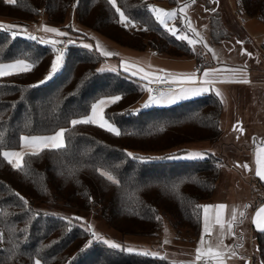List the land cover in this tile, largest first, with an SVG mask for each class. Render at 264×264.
Wrapping results in <instances>:
<instances>
[{
  "label": "trees",
  "instance_id": "16d2710c",
  "mask_svg": "<svg viewBox=\"0 0 264 264\" xmlns=\"http://www.w3.org/2000/svg\"><path fill=\"white\" fill-rule=\"evenodd\" d=\"M116 2L115 7L131 20L127 27L109 0H15L11 4L0 0V16L20 24L37 23L45 16L47 23L81 39L75 20L126 48L197 56L186 41L159 23L149 10V0ZM238 6L264 21V0H238ZM219 30V25H213L215 41H221ZM55 52L50 44L19 35L13 38L9 29L0 27V62L36 61L29 72L0 77V152L19 148L24 135L66 130L62 147L26 154L20 168L0 156V264H34L36 259L42 264H172L163 256L110 248L98 240L81 251L93 239L91 232L77 218L48 211L43 205L52 195L78 211L94 208L121 237H157L163 217L170 216L176 228L190 229L198 238L203 222L200 206L215 194L223 171L218 158L145 157L187 143L217 140L222 132V99L210 91L176 104L134 110L132 105L144 92L140 79L123 70L97 72L105 57L95 46L86 48L78 42L64 50L62 69L50 81L36 84ZM195 59L201 66L212 65L200 56ZM115 95L122 99L105 112L118 125L119 136L98 124L70 123L89 115L99 99ZM260 186L264 191V181ZM261 203L264 196L254 209ZM253 234L258 261L264 264V232L255 229Z\"/></svg>",
  "mask_w": 264,
  "mask_h": 264
},
{
  "label": "rangeland",
  "instance_id": "374dc122",
  "mask_svg": "<svg viewBox=\"0 0 264 264\" xmlns=\"http://www.w3.org/2000/svg\"><path fill=\"white\" fill-rule=\"evenodd\" d=\"M149 2L151 6H157L168 11L179 9L185 4L188 5L185 12L188 20L191 21L192 26L196 29L195 33L188 30L186 27L187 20L184 15L179 13H177L175 18L169 19L167 23L170 28L174 27L180 30L178 34L183 32L198 41L195 45L190 46L197 56L205 58L206 61L212 64L206 65L204 68L219 64V66H223V69H219L221 72H217L220 77H225L226 72L223 71L230 69L229 76L235 81L250 79L264 82V51L262 48L264 43V21L242 12L238 6V0H196L195 3H191V0H177L173 3L168 0H149ZM0 24H3L4 28L7 29H9V25H17L26 29L25 32H19L17 34L19 36L27 38L34 36L36 39L50 45L52 44L46 41H57L55 45L56 52L52 57V61L57 55V45L64 41L67 42V45L71 41V43L78 42L82 45L88 44L91 47H96V41L92 35L93 31L81 26L75 20H73V26L81 31L82 35H79L81 39L76 38L65 28L47 23L45 16L40 22L29 24H20L13 18L0 16ZM44 25L54 27L60 32L67 33V35L61 36L57 33L43 31ZM213 25L221 27L218 34L221 41L213 39ZM201 38L202 42H200ZM238 41L243 43H237ZM112 42L116 45L118 44L115 41ZM123 48L132 51V53L137 51L126 47ZM152 53L159 54L153 50ZM248 53H251V55H248ZM116 54L110 57L104 56L105 59L100 63L99 68L118 70L119 59L125 56V53L117 52ZM166 56L175 58L169 55ZM197 56L184 57V59H195ZM177 58L183 59L182 57ZM134 61H137L138 64L146 65L144 60ZM49 70L50 66L46 73L36 81V84H39V81L45 78ZM212 92L216 94L219 92L224 104L220 121L222 132L217 140L187 143L167 152L148 153L145 157L148 160H185L193 159L187 158L191 153H202L201 158L194 159H207L211 155L218 158V163L222 166L223 171L218 179L215 194L204 205L207 203L226 205L221 215L224 228L221 229L220 225L215 223V210H213L214 212L209 215L211 231L204 237L203 244L200 243L201 239H198L190 229L176 228L173 224V218L170 216L163 217V225L157 237H121L109 223L101 216L96 215L94 208L89 211H78L65 206L62 201H55L52 195L49 197V201L43 205V208L59 213L62 216L77 218L91 234L94 231L105 239L119 244L120 248H131L136 252L163 256L168 258L172 264H206V262L208 264H217L216 260L212 259L210 255H206L200 261H197V247H201L203 252H207L209 248L213 252H220L223 264H246L253 257H255L256 264H260L257 258L256 241L253 234V228L256 230L257 228L253 223L254 217L252 218V216L254 205L264 196V191L260 186V181H264V179H261L256 174L257 170L264 173V151H262L264 149L259 150L264 147V84L218 86L214 87ZM162 93L171 95L179 93V91L177 89L175 92L164 91ZM150 95L147 88L141 98L132 105V108L134 110L143 109V105L148 101ZM193 97H187L172 104ZM172 104L153 105L168 106ZM104 116L119 129L115 120L106 115L105 109ZM234 125L236 130H234ZM25 136L37 137L38 135ZM62 144H65L64 138ZM43 147L45 146H39V151ZM47 147H51V145L49 144ZM10 150L15 151V149H6L5 151ZM30 152L32 151H25L24 153ZM243 165H247V168L243 167ZM233 211L237 214V221L231 225L232 231L229 232V221H231ZM240 212H244L245 215L240 217ZM233 253L235 254L233 255ZM238 257L246 258L239 260ZM253 263L252 261L251 264Z\"/></svg>",
  "mask_w": 264,
  "mask_h": 264
},
{
  "label": "snow or ice",
  "instance_id": "6c2138e0",
  "mask_svg": "<svg viewBox=\"0 0 264 264\" xmlns=\"http://www.w3.org/2000/svg\"><path fill=\"white\" fill-rule=\"evenodd\" d=\"M8 3H14L15 0H7ZM109 2L115 7L116 6V0H109ZM196 0H191V3H195ZM188 7L187 4H185L183 7L179 9H173L171 11L165 10L163 8L157 7V6H149V10L153 12L155 15V18L159 21L161 25L165 27V29L173 36H175L177 39L186 41L189 45H195L198 41L190 38L188 35L184 34L183 32H178L180 30L175 29L174 27L170 28L168 26L167 21L169 19H173L177 16V13L184 15L185 19L187 20L186 27L190 32L195 33L196 29L192 26L191 21L188 20L186 16L185 9ZM116 12L119 13L120 18H121V23H123L126 27L131 23V20L128 16L125 15L123 11L119 7H115ZM0 27H4L3 24H0ZM8 28L11 30V35L13 38L19 33V32H25L26 29L21 28L20 26L17 25H9ZM43 30L46 32H52V33H57L58 35L64 36L67 35V33L60 32L58 29L54 27H48V26H43ZM197 35H199L197 33ZM31 39H36L34 36H30ZM48 43H51L53 47L55 48V45L57 41H46ZM202 42V38L201 41ZM71 43V41H69ZM237 43H243L242 41H238ZM84 47L88 48L91 47V45L85 44ZM96 50L101 51V54L105 57H110L113 55H117L116 53H113L108 50L102 49L101 45L99 43L96 44ZM211 51V49H210ZM248 55H251V53H248ZM63 62H64V51L62 49L57 50V55L53 59L51 65H50V70L45 76V78L41 81H39V84H44L48 80L52 79L63 67ZM36 65V61H32L31 63L28 62V59H17L14 62L11 63H2L0 62V77L12 75V74H18V73H26L34 69ZM121 65L123 67V71L125 72H131V75L136 76L138 74H143L142 78L146 81L150 82V77L153 76V73L146 72L143 68H137L136 65H130L125 61H121ZM105 68H100L97 69V72H103L105 71ZM115 71V69H111ZM159 71L163 72V69H160ZM213 72L216 70H212ZM168 75H174L169 73ZM204 77H208L210 75V72L205 71L203 73ZM185 79L191 81L196 79V74L190 73V74H184ZM206 83L208 82L207 80L205 81ZM247 83L248 81H244ZM36 85H33L35 87ZM207 89L204 88H191V87H186L182 88L179 93H174L171 95H166L161 93L159 96H149L148 101L143 105L144 108L149 107L150 105L153 104H162V103H168L172 104L175 103L178 100L185 99L188 96H194L197 95L201 91H206ZM149 92L152 91L151 88L148 89ZM217 95H220L219 92H217ZM122 97L120 95H115V96H107L104 98L99 99L97 102L93 103L91 105V113L90 115H86L83 118L79 119H73L70 121V123L75 126L79 124H98L99 127L106 129L108 132L114 133L115 135L119 136L121 134L120 130L113 124L111 123L108 119L105 118L104 116V109L112 104L118 103ZM139 111V110H137ZM234 130H236L235 125L233 126ZM242 131V129H241ZM66 130L65 129H60L57 131L54 135L49 136V137H21V140L25 142L26 145L28 146H35V145H40L43 144L45 147L51 145L52 148H60L63 146L62 141L64 138ZM264 151V150H262ZM30 155H37L38 153L32 152V153H27ZM129 157H133L132 153H127ZM202 153H191L187 158H201ZM0 156H3L5 159L8 160L10 164H12L15 168H20L21 167V152L19 151H2L0 152ZM14 158V159H13ZM137 158V157H133ZM168 158H174V157H168ZM138 159L144 160V157H138ZM243 167L247 168V165H243ZM102 175H106L107 179L113 180L114 177L106 172L101 173ZM257 176H259L261 179H264V173L261 171L257 170ZM115 182V181H114ZM23 199V197H21ZM26 202V201H25ZM204 209V228L203 232L201 235V241L200 243H204V234H208L211 231L210 228V221H209V215H208V210L209 209H214L215 210V223L220 225L221 229L224 228V224L221 220V215L223 213V210L226 208V205L224 204H217V205H204L200 206ZM245 215L244 212H240L239 216L243 217ZM262 215H264V207H261L257 212H256V218H254L253 223L255 224L256 228L259 231L264 232V219H259ZM237 221V214L235 211L232 212L231 216V221H229V227L228 231L231 232L232 228L231 225ZM242 222V221H241ZM93 239L89 240L85 245L84 248L81 249V251H84L88 247H90L95 241H100L106 245H108L110 248H120L121 246L115 242L109 241L105 239L103 236L99 235L98 233L94 232L92 233ZM167 242V241H166ZM222 244V241H221ZM219 247V246H218ZM127 251L131 252L133 249L129 248ZM196 260L200 261L204 256L210 255L212 259L216 260L217 264H223L220 252H213L211 248L207 250V252H203L201 247H197L196 249ZM144 255H147L148 253H143ZM235 253H233L234 255ZM34 264H42L40 259H36Z\"/></svg>",
  "mask_w": 264,
  "mask_h": 264
},
{
  "label": "crops",
  "instance_id": "0c3cea01",
  "mask_svg": "<svg viewBox=\"0 0 264 264\" xmlns=\"http://www.w3.org/2000/svg\"><path fill=\"white\" fill-rule=\"evenodd\" d=\"M95 33L96 32L93 31L92 35L95 38L96 44L99 43L101 45L102 49L111 50L115 53H117V52L121 53V54L125 53V56H123L122 58L119 59V66H118L119 69L118 70H123V67L121 65V61H125L130 65H136L137 68H143L146 72L153 73V76L150 77V82L146 81L142 78L143 74H138L135 76V77H138L140 79V81L143 84V87L146 89L149 87V83H151L152 81H155L160 75H166L172 83L176 84V89L174 91H167V92H175V91H177V89L180 92V90L182 88H186V87L197 88V89H199V88L207 89L206 91H201L197 95H194V96H198V95H202L204 93H208V92L214 90V87H218V86H228L229 87V86H235V85H240V84L246 85V86H251L253 84H264V82L252 81L250 79L246 80V81H248L247 83H245L244 81H235V79H232L229 76V73L231 72L230 69H225L223 71V72H226L225 77H220L219 75H217V72H221L219 69H223V66H221V65L219 66V64L214 65V66H209V68H204V66H201L198 62H196L195 59L188 60V59H184V57H182L183 59H180L177 57L169 58L168 56H166L164 54H154V53H152V50L136 51V52L134 51L132 53V51L125 49V48L119 46L118 44L116 45L111 40L101 36L98 33H96L97 34L96 35ZM139 59L144 60L146 62V65H141V64H138L137 61H134V60H139ZM160 69H163L164 71L161 72V71H159ZM212 70H216V71L213 72ZM205 71L210 72V75L208 77H204L203 73ZM193 72L196 74L195 80L189 81V80L185 79L184 74H190ZM127 73L131 74V72H127ZM169 73L174 74V75H168ZM206 80L208 81L207 83L205 82ZM144 92H146V91H144ZM188 97H193V96H188ZM49 135H52V134H49ZM53 135H54V133H53ZM44 136H46V135H38L37 137H44ZM22 137H24V136H22ZM41 145H43V144L35 145V146H28L25 144V142L21 141L20 149L19 148L15 149V151L21 152L22 159H21L20 163L21 164L23 163L24 156H25V154H27V153H24L25 151H32V152L37 153V150L39 152L38 148ZM43 148H45V147H43ZM262 149H264V147L260 148L259 150H262ZM23 150H24V152H23ZM32 152H30V153H32ZM205 205H213V204L207 203ZM261 207H264V203H261L260 205H258L254 209L252 218L253 217L256 218V212ZM213 210L214 209H209L208 215H210L212 212H214ZM259 219H264V215H262ZM203 228H204V209H203L202 230H201V233H200L198 239H201ZM254 229L255 228H253V230ZM206 235L207 234H204V237ZM244 258H246V257H238L239 260H243ZM251 260L253 261V259L250 258V261H249L250 264L252 262Z\"/></svg>",
  "mask_w": 264,
  "mask_h": 264
},
{
  "label": "built area",
  "instance_id": "2783aa9c",
  "mask_svg": "<svg viewBox=\"0 0 264 264\" xmlns=\"http://www.w3.org/2000/svg\"><path fill=\"white\" fill-rule=\"evenodd\" d=\"M67 42L64 41L57 45V49H62L63 51L66 49ZM151 88L152 91L150 94L152 96H157L164 91H174L176 89V84L172 83L166 75H160L155 81L149 83L148 89ZM146 91V88H144ZM208 264V262H206Z\"/></svg>",
  "mask_w": 264,
  "mask_h": 264
},
{
  "label": "water",
  "instance_id": "95a60500",
  "mask_svg": "<svg viewBox=\"0 0 264 264\" xmlns=\"http://www.w3.org/2000/svg\"><path fill=\"white\" fill-rule=\"evenodd\" d=\"M246 264H249V261H247Z\"/></svg>",
  "mask_w": 264,
  "mask_h": 264
}]
</instances>
